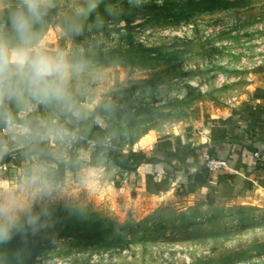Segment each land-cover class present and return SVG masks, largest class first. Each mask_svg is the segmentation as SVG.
I'll return each mask as SVG.
<instances>
[{
    "label": "rangeland",
    "instance_id": "rangeland-1",
    "mask_svg": "<svg viewBox=\"0 0 264 264\" xmlns=\"http://www.w3.org/2000/svg\"><path fill=\"white\" fill-rule=\"evenodd\" d=\"M18 3L0 0L9 36ZM36 31L42 47L82 66L69 84L82 115L42 104L45 129L29 136L35 164L0 188L30 210L97 224L104 234L94 248L46 241L38 264H264V205L220 199L192 213L174 199L136 202L126 189L131 171L113 166L108 152H144L207 106L242 99L264 70V0H56ZM83 122L96 136L87 148ZM51 126L69 133L60 148ZM45 149L61 177L50 179Z\"/></svg>",
    "mask_w": 264,
    "mask_h": 264
},
{
    "label": "crops",
    "instance_id": "crops-1",
    "mask_svg": "<svg viewBox=\"0 0 264 264\" xmlns=\"http://www.w3.org/2000/svg\"><path fill=\"white\" fill-rule=\"evenodd\" d=\"M250 80L248 87L251 89L242 94V99L222 108L207 106L206 111H201L188 125H178L162 138L148 141L150 145L143 150L154 162L131 171L126 180V189L133 193L136 202L155 198L174 199L182 204L180 211L192 213L220 199L236 200L243 206L263 207L264 70L254 72ZM30 104L37 105L36 111L28 119L34 134L38 129H45L42 113L46 114L47 111L43 103L25 95L23 102L5 100L0 111H7L16 118L17 111ZM47 116L50 120L49 114ZM4 124L0 121V144L5 146V151L0 152V184H9L15 182L14 178L24 168L28 169L29 164L34 166L35 162L31 161L33 156L29 152L32 142L30 135L5 134ZM48 130L55 132L58 129L51 126ZM49 136L56 147L64 144L61 136ZM256 148L259 150L257 157L254 154L258 151ZM167 153L171 154L166 156ZM204 154L227 160L230 169L207 173ZM50 164V179L57 175L61 177L58 165L55 162ZM221 174L223 177L219 178ZM227 174L234 176L229 178ZM134 187L137 191H133Z\"/></svg>",
    "mask_w": 264,
    "mask_h": 264
},
{
    "label": "clouds",
    "instance_id": "clouds-1",
    "mask_svg": "<svg viewBox=\"0 0 264 264\" xmlns=\"http://www.w3.org/2000/svg\"><path fill=\"white\" fill-rule=\"evenodd\" d=\"M55 7L56 0H19L10 9L8 24L12 35L0 29V107L5 100L23 102L27 95L43 104H62L73 116L81 117L69 84L82 66L72 63L62 51H48L36 40V26ZM0 121L15 129V117L9 112L0 111ZM55 135L69 133L56 130ZM3 151L5 146L0 144V152ZM22 215L35 231L39 215L31 214L15 193L0 188V244L10 242L15 232L22 231Z\"/></svg>",
    "mask_w": 264,
    "mask_h": 264
},
{
    "label": "trees",
    "instance_id": "trees-1",
    "mask_svg": "<svg viewBox=\"0 0 264 264\" xmlns=\"http://www.w3.org/2000/svg\"><path fill=\"white\" fill-rule=\"evenodd\" d=\"M82 124L83 137L80 139L79 144L81 148H87L89 146L87 140L94 139L96 136L94 135V129L89 123L83 122ZM97 136L101 137L102 134L98 133ZM83 140L86 141L84 142ZM255 150H258V148ZM43 152L50 162H57V159L52 157L46 149ZM108 152L113 166L119 167L124 172L135 171L143 164L154 162V159L148 157L143 151L134 150L122 155L119 151H115L114 148H110ZM170 154L167 153L166 156ZM205 171L208 173L209 170L206 168ZM226 176L233 178L234 175L227 174ZM221 177H223L222 174L219 178ZM197 178L200 179L201 176L198 175ZM30 213L39 215V222L35 226V231L27 226L25 217L22 215V231L15 232L10 242L0 244V264H37L40 260L39 257L42 255V251L47 245L44 248L41 246L44 245V242L50 240H52L50 242H56L61 238L69 239L71 242L75 241L77 243L73 244L83 245L86 248H94L104 241V234L98 230L97 224L76 221L75 219L68 220L67 217H59L56 211L51 212L47 209L43 211V208L40 209L38 207L31 209ZM81 229H84V232L78 233Z\"/></svg>",
    "mask_w": 264,
    "mask_h": 264
},
{
    "label": "built area",
    "instance_id": "built-area-1",
    "mask_svg": "<svg viewBox=\"0 0 264 264\" xmlns=\"http://www.w3.org/2000/svg\"><path fill=\"white\" fill-rule=\"evenodd\" d=\"M36 109V104H30L19 109L16 113L15 129L10 127L8 124H4L3 133L8 135L28 137L30 134H32V129L28 123V119L36 111ZM254 154L257 157L259 155V150ZM203 159L206 168L210 172H221L230 169V165L225 159L215 158L209 154H204Z\"/></svg>",
    "mask_w": 264,
    "mask_h": 264
}]
</instances>
